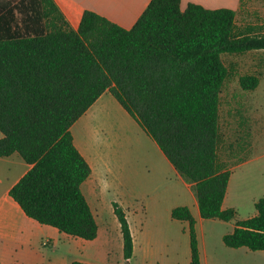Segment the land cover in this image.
Here are the masks:
<instances>
[{"label": "trees", "instance_id": "1", "mask_svg": "<svg viewBox=\"0 0 264 264\" xmlns=\"http://www.w3.org/2000/svg\"><path fill=\"white\" fill-rule=\"evenodd\" d=\"M236 14L151 0L129 30L89 11L73 30L53 0L0 2V158L16 153L29 166L9 190L23 214L69 237L97 238L81 190L91 168L70 128L108 92L191 185L201 218L235 221L223 244L264 252V198L247 219L222 209L231 173L220 158V95L229 75L221 56L264 51V36L237 27ZM238 82L244 91L258 85L251 75ZM111 205L130 264L129 225ZM170 217L187 224L190 264H200L190 210L176 207Z\"/></svg>", "mask_w": 264, "mask_h": 264}, {"label": "rangeland", "instance_id": "2", "mask_svg": "<svg viewBox=\"0 0 264 264\" xmlns=\"http://www.w3.org/2000/svg\"><path fill=\"white\" fill-rule=\"evenodd\" d=\"M235 25L240 28L251 27L255 34L264 36V0H242ZM221 58L229 75L220 95V128L223 135L220 158L232 176L228 200L237 206L238 215L246 218L256 212L253 202L264 198V51H250L240 55L224 54ZM245 75L258 79V85L254 89L244 91L239 86V78ZM100 103L124 113L110 94H106ZM117 115L111 111L108 121ZM126 119L131 124L112 123L109 131L98 134L99 138L108 140L114 146L112 150L115 152L111 153L110 162L122 185H99L101 193L96 202L82 190L96 218L98 237L94 241H84L60 234L51 237L55 240L51 242L46 239L49 235H45L42 237L43 241H38L35 252L32 253L33 258L23 256L19 249L0 240V264H48L53 260L67 258H77L73 260L79 261L80 255L75 248L83 250L84 257L81 258L91 260L94 257L99 264H123L120 225L113 215L112 202H117L124 213L127 204L140 209L136 216H128V225L130 223V232L135 242V256H132L130 264H143L146 252L151 255L154 264H185L184 254L188 249L185 223H167L161 216L155 218L162 213L158 205L166 199L170 189V184L164 181V176L168 178L169 172L160 161L153 158L147 144L150 141L148 136L130 118ZM99 121H102V116ZM94 133L92 131V135H88L89 143L95 141L92 138ZM94 147L98 148L92 146ZM133 171L145 179L134 184L136 194L129 191L131 185H126V177ZM1 176L5 184L11 182V179L9 183L5 181L9 176ZM152 190L156 191L150 192ZM183 202V199H176L175 204ZM145 205L147 211L142 214L141 206ZM140 219L143 221L142 234L138 232ZM147 232L152 235L143 236ZM207 243H210L208 237ZM219 263L264 264V258L251 256L234 260L223 257L222 262L218 260L216 264Z\"/></svg>", "mask_w": 264, "mask_h": 264}, {"label": "crops", "instance_id": "3", "mask_svg": "<svg viewBox=\"0 0 264 264\" xmlns=\"http://www.w3.org/2000/svg\"><path fill=\"white\" fill-rule=\"evenodd\" d=\"M18 1L19 0H0V2L10 3V6H13ZM150 1L151 0H53L54 4L73 30H77L81 21V17L85 11L92 12L121 27L122 29L129 30L134 26L141 14L147 8ZM190 4L201 6L202 8L207 10L229 9L237 12L239 11L241 6V0H180V9L185 10L186 7ZM106 94L109 93H103L86 111V113L82 117H80L70 128L75 148L83 156V158L91 168V174L89 178L82 184L81 190L84 189L85 193L89 194L90 198L94 202L98 200V195L99 193H101L99 185H122L121 180L117 177V171H114V169H112V162H110L111 153H113V151L115 152V150H112V147L114 146L108 140L99 138L98 134L101 131H109L112 123H129L130 121L128 122V119L126 118H130V120L136 126H138L137 123L125 111L124 113H120V110L118 111L116 108H113V110L112 108L105 106V104H101L100 102ZM111 111H114L118 115L117 117L110 119L109 122L108 118L110 117ZM101 116L102 121L100 122L99 119L101 118ZM138 128L140 127L138 126ZM140 130L142 129L140 128ZM92 131H95L92 137L95 141H90L89 143L87 137L88 135H92ZM1 138L2 134L0 133V139ZM113 138L115 139L114 136ZM147 138L150 140L147 144L149 145V148L153 153V158H156L158 162L160 161L162 166L169 172V177L167 178L166 176H164V181L165 183L168 182V184H170V189L166 196V199L162 200L158 205V208H161L162 213H159V215L155 216V218L161 216L163 220L168 223L171 221H175L170 217L172 209L176 207H187L190 210L191 215L195 220V233L198 242L200 264H210L211 262L212 264H216L218 260L222 262L223 257L238 260L239 258L260 256L263 259L264 252H251L246 248L231 249L223 244L222 238L225 235L233 232L235 221L223 222L219 220H203L200 216L198 204L191 185L187 184L179 176L173 166L160 151L156 143L153 142L149 137ZM88 143L90 145H88ZM92 146H98V148H92ZM28 170L29 166L16 153L12 154L9 157L0 158V240L6 241L9 245H12L19 249L22 252L23 256L27 258H33L32 253L35 252L34 250L38 244V241L40 239L43 241V236L45 237V235H49L46 239L53 242L55 240L51 237H54V235L60 236L61 233L57 232V230L54 228L39 225L35 221L27 218L20 210L18 205L10 198L9 190ZM2 174L6 175V177L9 176L5 179V181H7L8 183L11 179V182L9 184H5L4 179L1 176ZM231 177L232 176L230 174L225 198L222 203V209H234L237 213V219H247L254 216L256 212L249 214L246 218H241L238 215L237 206L234 204V202H229L228 196ZM140 179L145 181L143 176L140 177L135 171H133L132 173L130 172L127 175L126 185H131V189L129 190L131 193H137V189L134 184H136ZM155 191L156 190H152L150 192ZM176 199L179 201L183 199L184 202L175 204ZM253 203H255V201ZM125 207L126 208L124 210L126 211L125 215L128 222V216H136L140 209H137V207L131 206L130 204H127ZM141 209L143 211L142 214H145V212L147 211V206H141ZM138 226V232L142 234L143 221L141 219L139 220ZM130 228L131 226L129 223V229ZM184 231L186 232V235L188 237L186 223ZM151 235L152 234L150 232L143 234V236ZM207 237L210 242L209 244L207 243ZM47 240L45 241L47 242ZM46 242H43V244H46ZM75 249L76 253L80 255V262L88 264H99L98 262H96V258L94 259V257L92 259L90 258L91 260L87 258H81V256L84 257L83 250L80 248ZM134 256L135 242L133 238V257ZM73 259L77 258H67L61 259L59 261L53 260L48 262V264H71L73 261H76ZM184 259L185 264H190L189 238L188 249L186 251V254H184ZM143 264H154L151 261V255H149L147 252L145 253Z\"/></svg>", "mask_w": 264, "mask_h": 264}]
</instances>
